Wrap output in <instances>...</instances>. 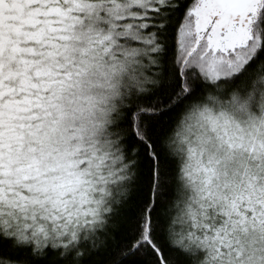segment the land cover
Listing matches in <instances>:
<instances>
[{"label": "snow or ice", "instance_id": "1", "mask_svg": "<svg viewBox=\"0 0 264 264\" xmlns=\"http://www.w3.org/2000/svg\"><path fill=\"white\" fill-rule=\"evenodd\" d=\"M0 264H264V0H0Z\"/></svg>", "mask_w": 264, "mask_h": 264}]
</instances>
